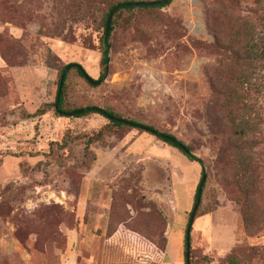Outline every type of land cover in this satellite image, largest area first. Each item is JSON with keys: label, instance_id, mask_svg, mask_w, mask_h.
Wrapping results in <instances>:
<instances>
[{"label": "rangeland", "instance_id": "374dc122", "mask_svg": "<svg viewBox=\"0 0 264 264\" xmlns=\"http://www.w3.org/2000/svg\"><path fill=\"white\" fill-rule=\"evenodd\" d=\"M125 1L159 0H0V264H186L204 172L190 264H264V0L122 10L106 73L104 18ZM71 63L102 83L69 69L65 109H111L203 165L139 128L57 117ZM239 150L254 190L235 182Z\"/></svg>", "mask_w": 264, "mask_h": 264}, {"label": "trees", "instance_id": "16d2710c", "mask_svg": "<svg viewBox=\"0 0 264 264\" xmlns=\"http://www.w3.org/2000/svg\"><path fill=\"white\" fill-rule=\"evenodd\" d=\"M159 1H162V0H159ZM167 1L168 2L166 5H168L171 2V0H167ZM141 2L147 3L146 1H141ZM152 2H155V1H152ZM127 3H131L133 5L127 6V5H125ZM136 3H140V2L125 1L123 3H117V4H114L110 7L109 12L111 9L116 8L117 5H120V4H124V6L116 8V11L114 12L113 16L117 15L120 11L125 10V9L156 8V7H150L147 5L138 6V5H136ZM166 5H161L159 7H164ZM109 12L105 15V18H104L103 51H102V57H101V61H100V64L103 66L104 69L107 68V58L109 55V38H110V33L113 30V24L111 21L110 25H109L108 35L105 34L106 21H107V17L109 15ZM67 66H70L69 69L75 70L82 78L85 77L86 71L83 69V67L80 64H77V63H71V64L66 65L62 69L61 74L66 69ZM68 70H67V72H68ZM65 77H66V75H65ZM59 82H60V79H59ZM64 90H65V86L63 84L59 96H58V91H57L55 101L52 104V108H53L54 113L57 117H68V116H70L71 112H74L77 110H83L82 113L71 115V116L81 117V116H86V115H99V116L105 118L109 122V125H111V126H123V125H125L128 127L139 128V129L145 130L149 134L155 135L160 141L168 144L169 146L177 148L184 156L187 157V159L189 161L197 162V163L203 165L202 160L200 158L196 157L192 153L191 148L187 144H185L183 141L177 139L176 137H174L172 135H169L166 133H161V132L157 131L156 129H154L152 126L144 125L142 123H138V122L127 120V119H123V118H121L120 115L116 114L111 109H106V108H102V107H98V106H87L85 108H80V109H75V110L65 109L64 108V99H63ZM44 113H45V111L43 109H39L36 111V113H34V115H42ZM117 119L128 121V123L120 122ZM246 132H247V130L246 131H242V130L239 131V133H238L239 137L245 138ZM234 163H235V167L237 168V176L236 177H237L238 181H235L236 184L239 185V182H240L242 184V187H244L246 189L252 188V190H254V187L256 188L257 185L259 186V181L254 180V177L252 176V174L255 173V170L257 168L256 161L252 158V156L248 155L247 157H244L243 152H241V150H239L238 154L234 156ZM202 175H203V173H202ZM200 181H201V179H200ZM200 181L198 183V186H197V189L195 192L194 204H195V201L197 198ZM248 197L249 196L245 197L246 201H247ZM194 204H193V207H194ZM189 225H190V221H189ZM185 261H186V258H185Z\"/></svg>", "mask_w": 264, "mask_h": 264}, {"label": "water", "instance_id": "95a60500", "mask_svg": "<svg viewBox=\"0 0 264 264\" xmlns=\"http://www.w3.org/2000/svg\"><path fill=\"white\" fill-rule=\"evenodd\" d=\"M167 2H168L167 0L155 1V2H147V3L140 2V3H136V5H138V6H141V5L161 6V5H166ZM125 5L130 6V5H133V4L127 3ZM123 6H124V4H120V5H117L116 8L123 7ZM116 8L111 9L110 12H109V15L107 17L106 28H105V34L106 35H108L109 25H110L112 16H113L114 12L116 11ZM109 63H110V56L108 55V58H107V65L108 66H109ZM108 66H107L106 73L108 71ZM69 68H70V66H67L66 69L61 74L60 82H59V87H58V96H59L60 91H61V88L63 86L66 72H67V70ZM84 79L88 83H90L91 85H94V86H97V85H99V84L102 83V80L101 81H96V80L92 79L87 73H85ZM82 112H83V110H77V111L71 112L70 115H75V114H79V113H82ZM117 120L120 121V122L128 123V121H124V120H121V119H117ZM206 178H207V175H206V172H204L203 175H202V177H201L200 184H199L197 198H196L194 207H193L192 212H191V215H190V225H188L187 230H186V251H185L186 264H190L189 263V259H190L189 258V256H190V238H189V235H190V227H191V224H192V222H193V220L195 218V215H196V212L198 210V207H199V205L201 203V197H202L203 187H204V184L206 182Z\"/></svg>", "mask_w": 264, "mask_h": 264}]
</instances>
